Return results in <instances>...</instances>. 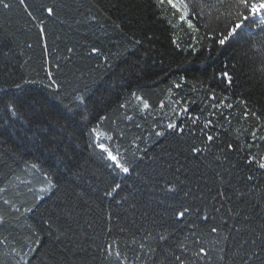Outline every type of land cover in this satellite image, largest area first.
I'll return each mask as SVG.
<instances>
[{"label":"trees","instance_id":"1","mask_svg":"<svg viewBox=\"0 0 264 264\" xmlns=\"http://www.w3.org/2000/svg\"><path fill=\"white\" fill-rule=\"evenodd\" d=\"M4 3L0 264H174L175 255L191 259L200 246L211 255L202 264H241L251 253L258 259L248 264H261L264 169L248 162L264 160L259 17L221 45L235 23V0H173L176 8L168 0ZM206 144L210 150L193 157L190 149ZM172 183L177 190L168 192ZM181 204L191 211L177 220L173 208ZM109 244L121 262L105 252Z\"/></svg>","mask_w":264,"mask_h":264},{"label":"snow or ice","instance_id":"2","mask_svg":"<svg viewBox=\"0 0 264 264\" xmlns=\"http://www.w3.org/2000/svg\"><path fill=\"white\" fill-rule=\"evenodd\" d=\"M220 2L222 3L223 0H220ZM21 4H25V0H20ZM168 3L172 5L173 8H176L177 5L173 3V0H168ZM0 4H3V6L5 8L9 7L8 4L4 3V0H0ZM186 7L185 6V12L181 15V19H184V16L187 15L186 12ZM25 11H27V14L32 17L33 13L31 11H28V6L25 5ZM45 11L48 13V15L52 16L55 15V10L51 7H48L45 9ZM233 11L235 12V16L233 17V19L235 20V23L232 25L231 30L228 31L226 36H222V38L219 39V43L221 45L225 44V41L227 39H229L230 37H233L234 35H237L238 29H241L243 27H246L247 25H245V21H249L250 17H259V26L264 25V0H235V3L233 5ZM232 13L230 12L229 15H231ZM33 19H35V17H33ZM251 23H255V20H251ZM37 27L40 28V33L43 34L44 33V28L40 27L39 25H37ZM189 27H193V25L189 22ZM195 30V29H194ZM6 46V45H5ZM0 51H2V47H0ZM71 51V50H69ZM98 49H93V52H97ZM3 56L5 58H7V53H3ZM0 71H3L5 73H7L9 71L8 65L3 63V61H0ZM224 76L228 77L229 81L231 80V77L228 75V73H224ZM48 77L50 80V85H54L55 84V80L52 79V73L48 72ZM30 81H23V83L27 84ZM15 88L16 89H22V84L21 83H16L15 84ZM3 89H0V92H3ZM74 99L76 101H79L81 103H83L84 101V97L77 95L74 97ZM9 111L11 112V114L13 116L17 115V110H16V106L12 103H9L7 105ZM65 107H67V105H65ZM144 107L147 108L148 107V103L145 101L144 102ZM247 115V113H246ZM253 115H255V113H253ZM129 119H131V117H129ZM211 123V121H208L204 124V128H207L209 126V124ZM168 128L170 129H177V126L175 124L169 123ZM180 133L183 132V129H179L178 130ZM164 133L158 132L156 133L157 136L163 135ZM206 135V140L208 142H214L215 141V137L211 134H207ZM253 137H255V133H253ZM262 140H264V137H261ZM98 147H100L104 152L107 153L108 159L112 160L115 164L116 167H119L121 169V171H123L124 173H128L130 171V169L128 167H126L125 165L121 164L117 158V156L113 155V153L103 144H99ZM227 147L229 149L233 148V145L229 144L227 145ZM210 150V145L206 144L204 148H200L197 146H193L190 151L193 155V157H198L200 156L203 152L205 151H209ZM217 159H219V157H217ZM249 164H253L256 163L258 164V167L260 169H264V160H260L257 161L255 159V157H253L251 160L248 161ZM177 180L179 179V177L176 178ZM249 180L253 179V177L249 176L248 177ZM181 183H186V181H181ZM221 183H223V180L221 179ZM177 185L175 183H172L169 185V187L167 188L168 192H175L177 190ZM120 188L119 184H116L111 191L107 192L106 195H111L113 192H115L117 189ZM190 191V190H189ZM189 195L188 192H185V196ZM218 196H223L224 193L223 192H218L217 193ZM213 199H216V197H213ZM191 209L189 206L185 205V204H181V206L179 208H173V215L175 216V218L177 220H182L184 219L186 216L189 215ZM215 211L219 212L220 208H216ZM228 212L234 216H239L240 213L238 210H233L231 208L228 209ZM208 217L205 216L204 220L207 221ZM3 220V217H0V221ZM262 228H264V225L261 226ZM253 231H255L253 229ZM210 233H216L218 236H220L221 230L220 228L216 227V226H212L210 228ZM195 235V233H194ZM147 238H151V234L149 233ZM159 239L161 241H167L168 237L167 235H165L164 233H161L159 236ZM187 239V237L185 238ZM223 239H227V237H223ZM133 243H136L137 241L135 239H133L132 241ZM195 244H202L203 242L200 239H197L194 241ZM221 243V241L219 239L215 240L212 242V247L215 249L216 245ZM113 244H115V241H113ZM113 244H109L106 248H105V252H107V254L109 256H115L118 262H121L123 254L119 251H115L113 249ZM253 244H255V241H253ZM140 248L144 249L146 246L143 243H140ZM180 247H184L183 244L180 245ZM149 251H154V249L149 248ZM218 251L222 252L223 249L220 248L218 249ZM256 257L255 253H251L249 255H247V258L241 257V264H248L249 261L253 260ZM211 259V255H210V251L209 249L205 248L204 246H200L198 247L193 253H192V258L191 259H187L185 256L183 255H175L174 256V264H202V262H206L208 260ZM218 260L219 261H224V256L220 255L218 256ZM228 264H235V261L230 258L228 261ZM261 264H264V261L261 262Z\"/></svg>","mask_w":264,"mask_h":264}]
</instances>
